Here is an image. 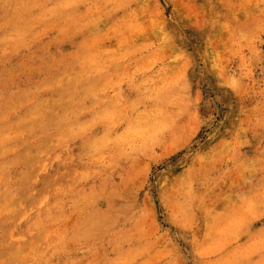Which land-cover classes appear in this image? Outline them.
<instances>
[{
  "label": "rangeland",
  "instance_id": "rangeland-1",
  "mask_svg": "<svg viewBox=\"0 0 264 264\" xmlns=\"http://www.w3.org/2000/svg\"><path fill=\"white\" fill-rule=\"evenodd\" d=\"M0 264H264V0H0Z\"/></svg>",
  "mask_w": 264,
  "mask_h": 264
},
{
  "label": "bare ground",
  "instance_id": "bare-ground-1",
  "mask_svg": "<svg viewBox=\"0 0 264 264\" xmlns=\"http://www.w3.org/2000/svg\"><path fill=\"white\" fill-rule=\"evenodd\" d=\"M70 82V81H69ZM55 92H54V95H55V97H56V102L58 103V106H60V107H62V108H64V109H66V110H69V111H74V104H75V102H74V95H75V92H74V89L72 88V87H69V88H67V89H63L61 92H59L58 94H57V91H56V89L54 88L53 89ZM51 119L55 122V123H57V124H59V122H60V119H58L56 116L54 117L53 115L51 116ZM90 123V122H89ZM70 124V123H69ZM78 126V125H77ZM57 127V126H56ZM76 127V126H75ZM72 128V127H71ZM70 128V129H71ZM84 140V139H83ZM44 144H46L45 142H44ZM71 144V143H70ZM56 148H60V142L58 141V140H56L55 141V145H54V150H56ZM88 148V147H87ZM91 149H92V147H91ZM90 149V150H91ZM28 167H29V162H28ZM28 176H26V177H24V178H21L20 180H19V184H21V185H23V184H25L26 183V181L28 180ZM45 184V183H44ZM22 191H26V189L25 188H22L21 189V192H19V194L20 195H22Z\"/></svg>",
  "mask_w": 264,
  "mask_h": 264
}]
</instances>
